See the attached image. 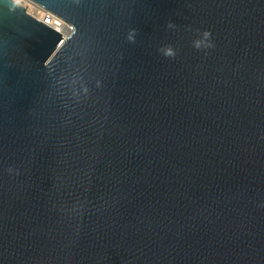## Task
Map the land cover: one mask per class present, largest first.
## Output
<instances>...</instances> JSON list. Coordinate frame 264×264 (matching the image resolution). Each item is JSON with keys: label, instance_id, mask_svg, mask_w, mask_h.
Instances as JSON below:
<instances>
[{"label": "water", "instance_id": "1", "mask_svg": "<svg viewBox=\"0 0 264 264\" xmlns=\"http://www.w3.org/2000/svg\"><path fill=\"white\" fill-rule=\"evenodd\" d=\"M31 1L74 30L0 0V264H264V0Z\"/></svg>", "mask_w": 264, "mask_h": 264}, {"label": "clouds", "instance_id": "2", "mask_svg": "<svg viewBox=\"0 0 264 264\" xmlns=\"http://www.w3.org/2000/svg\"><path fill=\"white\" fill-rule=\"evenodd\" d=\"M177 25L169 21L167 23V28L168 29H176ZM189 31H191V28H188ZM136 29L130 30L127 39L131 43H135V37H136ZM198 37L193 40L192 46L197 49V50H205V49H212L215 48V43L213 42L212 39V33L209 30L205 31H200L199 29L196 30ZM159 53L165 57V58H175L177 55L176 49L171 45H164L158 49ZM15 171L16 175H19V171L15 170L11 167H9L8 172L11 174ZM260 207H264V204L259 205Z\"/></svg>", "mask_w": 264, "mask_h": 264}, {"label": "bare ground", "instance_id": "3", "mask_svg": "<svg viewBox=\"0 0 264 264\" xmlns=\"http://www.w3.org/2000/svg\"><path fill=\"white\" fill-rule=\"evenodd\" d=\"M17 1L24 4L28 8V10L31 11L33 14H35L37 17L44 19L55 29L62 32L65 38L68 37L73 32L74 30L73 26L64 19L58 17L57 15L47 18L48 11L44 7L35 6L30 0H17Z\"/></svg>", "mask_w": 264, "mask_h": 264}, {"label": "built area", "instance_id": "4", "mask_svg": "<svg viewBox=\"0 0 264 264\" xmlns=\"http://www.w3.org/2000/svg\"><path fill=\"white\" fill-rule=\"evenodd\" d=\"M30 1H31V0H30ZM32 3H33V5H35V6H40V7H41L40 4H38V3L34 2V1H32ZM54 15H55V14H53V13H51V12L48 11L47 18L53 17ZM47 23H48V22H47ZM68 23H69V22H68Z\"/></svg>", "mask_w": 264, "mask_h": 264}]
</instances>
